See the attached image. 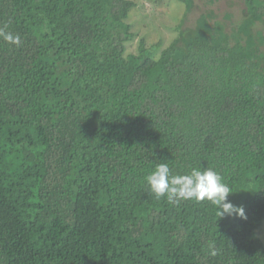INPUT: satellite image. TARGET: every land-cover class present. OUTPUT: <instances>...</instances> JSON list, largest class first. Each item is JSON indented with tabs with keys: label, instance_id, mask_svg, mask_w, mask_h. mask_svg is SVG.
I'll use <instances>...</instances> for the list:
<instances>
[{
	"label": "trees",
	"instance_id": "16d2710c",
	"mask_svg": "<svg viewBox=\"0 0 264 264\" xmlns=\"http://www.w3.org/2000/svg\"><path fill=\"white\" fill-rule=\"evenodd\" d=\"M176 1L155 58L126 53L133 0H0V264H264V0L230 30ZM165 162L218 172L246 218L156 199Z\"/></svg>",
	"mask_w": 264,
	"mask_h": 264
},
{
	"label": "rangeland",
	"instance_id": "374dc122",
	"mask_svg": "<svg viewBox=\"0 0 264 264\" xmlns=\"http://www.w3.org/2000/svg\"><path fill=\"white\" fill-rule=\"evenodd\" d=\"M135 7L129 12L127 23L131 27L133 39L126 43V53L136 52L137 45L143 39L149 47L159 44L154 57H158L160 51L168 47L177 35L176 26L184 15V4L176 0H133ZM194 6L186 15L183 27L194 25L195 19L202 13L210 10L223 20L226 14L231 19L226 21V28L230 30L231 23L242 20L244 2L243 0H193ZM257 235L264 242V221L257 230Z\"/></svg>",
	"mask_w": 264,
	"mask_h": 264
},
{
	"label": "clouds",
	"instance_id": "9594fccd",
	"mask_svg": "<svg viewBox=\"0 0 264 264\" xmlns=\"http://www.w3.org/2000/svg\"><path fill=\"white\" fill-rule=\"evenodd\" d=\"M0 38L14 46L21 44L20 35L8 32L5 28H0ZM144 181L156 199L166 198L170 204L189 200L207 201L214 207L218 219L232 216L246 218L243 207L233 205L228 200L231 191L229 186L210 167L192 168L186 174H173L167 162L158 163L144 177ZM208 249L211 256L217 255L212 242H209Z\"/></svg>",
	"mask_w": 264,
	"mask_h": 264
}]
</instances>
